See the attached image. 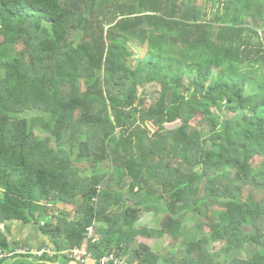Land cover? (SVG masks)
<instances>
[{
  "label": "trees",
  "instance_id": "1",
  "mask_svg": "<svg viewBox=\"0 0 264 264\" xmlns=\"http://www.w3.org/2000/svg\"><path fill=\"white\" fill-rule=\"evenodd\" d=\"M263 15L264 0H0V223H40L63 252L97 221L114 239L94 259L160 264L135 242L165 212L187 236L168 264H264ZM58 199L76 216L44 222Z\"/></svg>",
  "mask_w": 264,
  "mask_h": 264
},
{
  "label": "rangeland",
  "instance_id": "2",
  "mask_svg": "<svg viewBox=\"0 0 264 264\" xmlns=\"http://www.w3.org/2000/svg\"><path fill=\"white\" fill-rule=\"evenodd\" d=\"M154 89H155L154 88V85H151V86H147V88L144 90V92L149 95L148 101H147V104H146L147 106H149L150 104L154 103V100H153V95H154L153 94V90ZM251 128L254 131H257L256 130V127H251ZM52 145L54 146L55 143H52ZM257 164L258 163H256V162H253L252 163L253 166H255ZM94 202H99V198L96 197L94 199ZM75 208H76V204H74V203H68V202L63 201L62 199H58V201L52 203L50 205V207H49L50 215H52L49 218L51 219V217H54L55 219L54 218H52V219H54V222L57 223L56 222V217H55L56 215L57 216H60L61 213H66V214L69 213L67 215L68 216L67 217V220H73L74 217L76 216ZM122 211L123 210L117 209V212L118 213H121ZM209 211L212 212L211 209ZM142 217L145 219L144 227H147L149 229L148 231H151L152 230L153 232H151V233L154 236L150 238V236H147L146 233H144V236L145 237L139 236L138 239H137V241L135 243L136 244L138 242L139 243H146V245L150 246L153 249V251L158 252L162 256L163 259H162V261H161L160 264H168L169 256H171L170 254L174 255L176 253V249L177 248H180V251H181V245H180V243H183V242H185V240H187V236H186L185 232L184 233H180L179 236H178V238L172 236L171 233H173V232L169 233L166 230L167 225L165 226V223L164 222L167 219V214L165 212H161L160 215L157 214L156 216H153L151 222H147V219L145 217V213L142 215ZM200 218L201 217L197 216L194 213L193 214H190L189 213L185 217V219H184L182 228H185L186 230L190 231V236L192 238L193 237H196V233H194V232H196L198 230L197 226L199 225ZM47 219L44 222H47ZM204 219H205V217H204ZM99 224H100V227H101L102 224L101 223H99ZM164 226H165V228H164ZM98 227H99V225H98V223L96 221L95 222V226L94 225L89 226L86 229L87 230L86 232L89 233L90 232V229L92 228L91 235H94V233H96V231H98L97 230ZM138 228H139V226H138ZM174 231L176 232V229ZM102 239L105 241V244H107L110 239H114V236L108 234L105 237V234L104 233H100L98 231V234H97L96 238L94 239L92 237L91 241H92L93 244H96V243L100 242ZM173 240H174V242H173ZM88 241H89V238L86 237V239L83 240L82 245H84V243H86ZM52 244H54L53 241H52ZM243 245H244V243L241 245L240 248H236L235 249V252L226 254L225 257H226V259H227L228 262L231 263V262H234V261H237V260H247L248 259L249 250L247 249V245L246 246H243ZM216 247H217L216 248L217 251L220 250L221 244L220 245H217ZM84 248L87 249L86 246H84ZM113 249H114L113 250V253H112L113 255H116L117 253H119V251H117V249H116L115 246L113 247ZM49 255H51V254H49ZM61 256H62V258H64L66 256V254L63 253ZM115 257L118 258L119 260L129 262L128 261L129 255H124L123 257L118 255V256H115ZM182 257H183L182 254L181 255L176 254V257H175L176 259H175V262L173 264H183V261L181 260ZM73 258L70 257V259H72L73 261H75ZM93 258H95V257H93ZM63 261H65V260L58 259L54 263L63 262ZM90 262H94V260L92 258L91 259L89 258V261L86 264H90ZM134 262H137V261H134ZM131 264H133V263H131ZM134 264H138V263H134Z\"/></svg>",
  "mask_w": 264,
  "mask_h": 264
},
{
  "label": "crops",
  "instance_id": "3",
  "mask_svg": "<svg viewBox=\"0 0 264 264\" xmlns=\"http://www.w3.org/2000/svg\"><path fill=\"white\" fill-rule=\"evenodd\" d=\"M0 232H3L8 237L10 248L7 252L14 253L13 257L4 259L6 260L5 264H23L25 263L24 255H35L41 258L38 256V253L46 249L51 252V256H56L60 260H64L61 255L67 250L57 252L56 246L52 244L50 237L44 233L40 223L35 221L25 222L23 220H12L10 222L0 223ZM96 235V233L91 235L86 232L85 239L88 237L89 241L80 247L86 246L90 250L89 246L93 244L91 239ZM90 252L92 253L91 250ZM57 263L61 264L62 262Z\"/></svg>",
  "mask_w": 264,
  "mask_h": 264
},
{
  "label": "built area",
  "instance_id": "4",
  "mask_svg": "<svg viewBox=\"0 0 264 264\" xmlns=\"http://www.w3.org/2000/svg\"><path fill=\"white\" fill-rule=\"evenodd\" d=\"M91 232H92V228L90 229L89 234H91ZM44 253H46V250L39 252L38 255L42 257ZM65 254H66V257H69V258L74 257L73 259L76 262H78V264L88 263L89 258L90 259L92 258L94 260V262H90V264H131L127 261L119 260L113 254L102 256L100 259L99 258L94 259L93 254L88 250V248L86 249L84 247H75V248L69 249L65 252ZM12 256H14V253H8L3 250H0V261L8 257H12Z\"/></svg>",
  "mask_w": 264,
  "mask_h": 264
},
{
  "label": "clouds",
  "instance_id": "5",
  "mask_svg": "<svg viewBox=\"0 0 264 264\" xmlns=\"http://www.w3.org/2000/svg\"><path fill=\"white\" fill-rule=\"evenodd\" d=\"M49 254H51V252H50L49 250L46 249V253H44V255H48V256H50V257H55V256H51V255H49ZM44 255H43V256H44ZM15 256H17V255H15ZM38 256H39V255H38ZM43 256H42V257H43ZM12 257H13V256H12ZM40 257H41V256H40ZM6 259H8V258H6ZM71 261H72V260H71ZM71 261H70V262H71Z\"/></svg>",
  "mask_w": 264,
  "mask_h": 264
},
{
  "label": "water",
  "instance_id": "6",
  "mask_svg": "<svg viewBox=\"0 0 264 264\" xmlns=\"http://www.w3.org/2000/svg\"><path fill=\"white\" fill-rule=\"evenodd\" d=\"M50 220V218L47 219V222ZM49 264H59V263H49ZM67 264H78L76 261H71Z\"/></svg>",
  "mask_w": 264,
  "mask_h": 264
},
{
  "label": "bare ground",
  "instance_id": "7",
  "mask_svg": "<svg viewBox=\"0 0 264 264\" xmlns=\"http://www.w3.org/2000/svg\"><path fill=\"white\" fill-rule=\"evenodd\" d=\"M73 261V260H72ZM78 263V262H77Z\"/></svg>",
  "mask_w": 264,
  "mask_h": 264
}]
</instances>
